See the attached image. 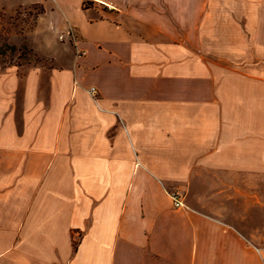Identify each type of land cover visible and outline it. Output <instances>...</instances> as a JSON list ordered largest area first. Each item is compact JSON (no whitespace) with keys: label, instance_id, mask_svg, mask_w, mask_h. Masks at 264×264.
<instances>
[{"label":"crops","instance_id":"crops-1","mask_svg":"<svg viewBox=\"0 0 264 264\" xmlns=\"http://www.w3.org/2000/svg\"><path fill=\"white\" fill-rule=\"evenodd\" d=\"M244 1L222 46L259 58L215 79L153 9L0 0V25L43 4L70 50L0 64V264H264V0Z\"/></svg>","mask_w":264,"mask_h":264},{"label":"rangeland","instance_id":"rangeland-1","mask_svg":"<svg viewBox=\"0 0 264 264\" xmlns=\"http://www.w3.org/2000/svg\"><path fill=\"white\" fill-rule=\"evenodd\" d=\"M9 1L12 4H28L36 0ZM97 3L98 7L111 12L157 11L163 16L166 26L164 42L187 49L189 58L196 59L205 74H215V79L222 78L225 72L239 70L238 66L249 60L255 62L259 58L222 46L234 31V18L240 17L247 9L244 0H103ZM43 9V4H35L6 14V23L0 25L1 65L53 66V59L42 53L57 55L60 62L66 60L70 50L62 44L65 40L63 35L56 40L55 32H42L45 26L42 23ZM66 32L70 34L72 43L78 40L75 28L68 27ZM91 89V94L96 97L97 92L93 94Z\"/></svg>","mask_w":264,"mask_h":264},{"label":"built area","instance_id":"built-area-1","mask_svg":"<svg viewBox=\"0 0 264 264\" xmlns=\"http://www.w3.org/2000/svg\"><path fill=\"white\" fill-rule=\"evenodd\" d=\"M109 7L112 8L111 6H109ZM91 90H92L93 94H96V92H97L96 88H92ZM171 197L173 199L175 207H177V208L185 207V203H184L181 195L178 192L171 193Z\"/></svg>","mask_w":264,"mask_h":264},{"label":"trees","instance_id":"trees-1","mask_svg":"<svg viewBox=\"0 0 264 264\" xmlns=\"http://www.w3.org/2000/svg\"><path fill=\"white\" fill-rule=\"evenodd\" d=\"M44 12V10H42V13Z\"/></svg>","mask_w":264,"mask_h":264}]
</instances>
